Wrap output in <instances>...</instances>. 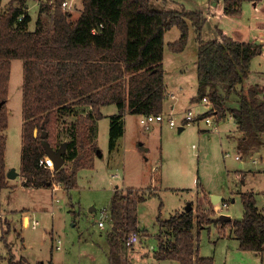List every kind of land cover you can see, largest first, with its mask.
Wrapping results in <instances>:
<instances>
[{
	"label": "trees",
	"instance_id": "obj_1",
	"mask_svg": "<svg viewBox=\"0 0 264 264\" xmlns=\"http://www.w3.org/2000/svg\"><path fill=\"white\" fill-rule=\"evenodd\" d=\"M17 1L4 10L0 0V192L9 186L7 103L13 59L23 60L24 71L23 186L53 187L63 183L66 189L72 187L78 168L91 165L97 152L95 132L97 121L103 117V106L116 104L119 110L111 116L110 150L124 135L127 113L163 111L167 96L165 34L173 26L181 31L179 39L168 44L175 52L185 49L191 25L197 33L198 93L193 102L207 95L220 117L230 112L244 132L238 144L243 151L248 150V139L264 135L263 89L259 85L244 87L252 60L264 51L263 43L240 41L225 34L221 39L204 40L202 12L157 10L150 0H82L83 9L76 20L71 19V11L63 9L64 0H56L55 5L41 9V13L53 10L52 34L43 39L38 22L36 29H28L32 17L24 12L26 1ZM244 1L224 0V13L240 14ZM86 106H91L87 113ZM71 114L78 116L76 122L61 121ZM46 144L55 150L64 149L63 157L73 161L72 167L68 169L65 163L51 171L41 165ZM148 195L150 192L133 187L114 191L108 217L109 264H128L126 237L139 229L138 205ZM240 196L244 206L241 219L222 222L206 214L198 217L194 209L164 220L158 217L166 235L164 240L160 236L156 258L179 260L182 264H214L213 257L200 255L198 229L213 222L233 226L241 249L264 253V212L257 206L255 192L244 191ZM7 264L29 263L9 248Z\"/></svg>",
	"mask_w": 264,
	"mask_h": 264
},
{
	"label": "rangeland",
	"instance_id": "obj_2",
	"mask_svg": "<svg viewBox=\"0 0 264 264\" xmlns=\"http://www.w3.org/2000/svg\"><path fill=\"white\" fill-rule=\"evenodd\" d=\"M15 1L3 0L6 7L3 9L7 10L10 4L19 3ZM25 1L24 12L32 17L28 29H36L38 22L43 28V39L48 38L52 34L53 10L48 9L41 13L45 4L37 0ZM222 1L150 0L152 8L157 10H203L205 15L209 12V2L221 4ZM69 3L70 8L66 10L71 11V19L76 20L83 9L82 0H75V3L69 0ZM248 17L253 20L252 12H247L244 21H249ZM226 23L228 28L236 25L235 19L226 20ZM217 24L221 26L214 16L205 21L202 29L204 40L214 36ZM180 35L181 31L177 26H173L165 34L164 72L166 84L181 100L179 104L176 103L175 109H164L163 106L162 111L167 114L173 112L177 126H170L165 120L160 123L164 126L161 133V130L154 131L157 123L147 129L141 122V114L130 113L126 122V136L121 139L122 145L116 154L111 155L109 131L106 130L109 128L110 116L118 109L116 105H108L105 109L107 118L98 121L100 134L96 140V153H99L97 156L93 155L91 165L78 168L72 187L66 189L64 184L56 183L60 184L56 189L32 188L22 185L20 174L12 179L14 186L6 187L0 192V264H7L9 248L17 257H27L33 264L43 261L48 264L50 260L54 261V264H109V219L106 220L104 228L99 226V221L104 218V211L109 214L114 191L117 188H127H123L126 183L150 192L147 199L138 205L141 228L137 230L140 233V242L129 247L128 264H182L179 260L156 258L152 244H157L155 237L160 235L164 240L158 217L168 219L171 215L185 210L189 202H194V211L198 217L206 214L216 219L221 213H225L232 215L234 219H241L244 214L243 202L240 194L232 193V190L243 187L244 191L254 190L258 194V206L264 205L261 193L264 191V154L263 158L261 154H254L259 160L256 164L251 162L250 153H244V163L235 158L238 153L237 144L226 138L228 133L235 130V123L230 115L226 120H220L218 130L208 128L204 120H195L189 125L185 124V129L179 131V126H183L181 123L189 109L196 114L199 109L207 108L202 100L192 102L193 96L198 93L196 30L190 26L185 49L175 52L168 44L179 39ZM12 63L7 105L10 116L6 161L8 168L19 173L22 154L24 71L22 59H13ZM71 116L74 115H66L61 121L76 122L78 116ZM145 135L152 136L150 143L144 139ZM224 149L229 150L230 155L226 156ZM65 161L70 169L73 161ZM242 168L249 174L245 185H240L241 181L235 174L236 170ZM210 192L221 193L228 201L229 207H224L221 203L223 209L217 214L216 209L220 201L215 202L216 206L213 207L208 200L211 197ZM205 194L208 196L205 197ZM198 198L206 200L200 204ZM21 210L26 213L23 215ZM212 211L216 214L213 215ZM32 218L39 221L37 227H25V221H31ZM205 226H198L201 230L200 255L213 256L214 264H264V254L240 248V242L229 224L224 226L213 222L205 223ZM52 229L56 238L59 237L62 241L60 250L53 247ZM22 235L25 238V247Z\"/></svg>",
	"mask_w": 264,
	"mask_h": 264
},
{
	"label": "crops",
	"instance_id": "obj_3",
	"mask_svg": "<svg viewBox=\"0 0 264 264\" xmlns=\"http://www.w3.org/2000/svg\"><path fill=\"white\" fill-rule=\"evenodd\" d=\"M4 7H5V5H4ZM207 7L209 9V12L207 13V15L204 14L203 10H198V11L202 12V14L204 15L205 21L207 19H211L214 16L216 19H218V23L221 25V26H219L217 24L216 30L214 31L215 34H214V36L211 39H221L222 38V35L225 34V35H229V36L233 37L236 40L247 41V42H260V43H263L264 44V0H247V1H244L242 3V6H241V13L238 14V15H233V16L226 15L224 13V0L222 1L221 4L209 2V4H207ZM248 11L252 12V15H253L254 18L252 20V18L248 17V20L249 21H244L246 19V14H247ZM234 19L236 21V25L233 26V27L228 28L227 23H226V20H234ZM256 20H257V22H256ZM224 23L226 24V26H223ZM211 39H209V40H211ZM165 55H166V51L164 49V66H165ZM12 65H13V63H12ZM197 79H198V72H197ZM166 83L167 82H166V78H165V85H166V89H167V96H166V102L164 103V109H167V107H170V109L173 110V109L176 108L175 107L176 103L179 104V102H180L181 99L176 96V94L174 93L175 92L174 90H170L169 86ZM251 85H259L263 89V91L260 93V96L261 97L264 96V51L262 52V54L256 56L252 60L251 67H250V72H249V75H248V77L246 78V80L244 82V87H249ZM9 91H10V88H9ZM197 92H198V86H197ZM195 96H193V98ZM193 98H192V102H193ZM8 101H9V99H8ZM190 102H191V99H190ZM235 103L236 102L234 101L232 104L234 105ZM7 105H8V103H7ZM109 105H116V104H109ZM107 106L108 105H105V106L102 107L103 117L101 119H99L98 121H101L102 119L107 118L108 114L105 111V109L107 108ZM117 109H118V107H117ZM90 110H91V106H86V113L89 112ZM205 110L206 109H204V110H200L199 109V111H202V112L205 111ZM118 111L119 110H117V112H115V114L118 113ZM129 115H130V113H127L125 115V117H124V119H125V132H124V135H122L121 137H119L117 139L116 146L114 147V149L110 150L111 151V155H114L113 153L116 154V151H118L120 149V146L122 145L121 139L122 138H125V136H126V133H127V126H126L127 124H126V122H127V118H128ZM137 115H139V114H137ZM228 115H230L231 119H233V121L235 123V130L233 132H231V133H228L226 135V138L229 141H231V142H234V141L236 142L237 148H238V153L236 155H240L241 159H237L236 156H235V158L237 160H239V161H242L244 163L245 162V159L243 160V158H242L243 155H244V153H250L251 154V157H250L251 162L252 163H255V164L258 163L259 160H258V158H256L257 156H254V154H257V155L258 154H261V157L263 158L262 155L264 154V135H256L254 137H251V139H248V141H246V143L248 144L247 145L248 150H246V151L244 150L243 151L242 149L239 148L238 144H239V141H240L239 139H241L244 136V132L240 130L238 122L232 116V114L230 112H227L224 116H221V119L226 120V117ZM74 116H71V117L73 118ZM111 116H110V121H111ZM98 121H97V126H96L97 127V131L95 132L96 140L98 139L99 134H100V132H99V129H100L99 126L100 125H99V122ZM189 124L190 123H188L186 125H189ZM22 125H23V119H22ZM153 125H152V127H153ZM185 127H186L185 125L182 126V129L179 127V131L181 132L182 130L185 129ZM151 128H149V129H151ZM154 128H155L154 131H159L160 132V130H161V133H162V131L164 129V126H162V124H160V123L159 124L157 123V126L155 125ZM109 129H110V122H109V128H108V130H106V132L109 131ZM236 131H237V133H236ZM21 137H22V133H21ZM144 139L146 141H148V143H150V141L152 139V136L147 137L145 135L144 136ZM7 141H8V139H7ZM96 143L98 145V142H96ZM148 147H149V145L147 146V148ZM6 153H7V147H6ZM98 153H99V151H98ZM98 153H95L96 154L95 156H97ZM223 153L226 156L230 155V151L227 150V149H224ZM21 158H22V154H21ZM260 160H261V158H260ZM263 162H264V158H263ZM65 163H66V161H65ZM20 169H21V167H20ZM6 170H7V172L9 170H11V168H8V166H7V161H6ZM19 174H20V171H19V173L17 172L16 177L10 178V177L7 176L8 177V180H9V186L8 187L14 186L11 183V180L17 178V176ZM235 174L237 175V177L241 181V184L240 185H242V184L245 185L246 178L249 175L248 174V171L245 168H242V170H239V169L236 170L235 171ZM60 184H63V183H60ZM128 186L129 187H133V188H141V187L135 186L134 184H128V183H126V185L123 188L128 187ZM26 187L42 188V187H35V186H26ZM53 188L56 189L55 184H54ZM141 189L145 190L144 188H141ZM245 191H253V192H255L254 190H245ZM241 192H244L243 187H241L240 189H236V190L233 189L232 190V193H239V194H241ZM261 193H262V196L264 197V191H261ZM213 194L220 195L223 198L222 201H220V203L218 205H220L221 203H224V202H227L228 203V201L225 200L224 196L221 193H211V197H209L208 200H210L209 202L211 203V205H213V207L215 205V202L212 200V195ZM255 194H256V192H255ZM206 196H208V195L205 194V197ZM256 197H257V206H258V194H256ZM203 200H206V198H204V199L198 198L197 199V201H199V202L201 201L200 204L201 203L203 204V202H202ZM233 200H235V198ZM193 203H194L193 201L192 202H189L188 205H187V207L189 206V204H191L192 205V209H194ZM258 208H259L260 211L264 212V205L262 207H259L258 206ZM24 211L25 210H21L22 214L23 213L24 214L26 213ZM183 211H187V209H185ZM230 216H231V220H235L232 215H230ZM24 224H25V227H30L31 226L30 223L28 224L27 221H25ZM202 227H206V226L203 225ZM230 227H231L230 229L233 231L234 230V227L233 226H230ZM101 228H104V227H101ZM140 228H141V225H140V222H139V229ZM160 231L161 232H164V229H162L161 226H160ZM200 232H201V230H200ZM52 233H54V234H52L53 235L52 237H53V240H54L53 247H55V248H57V249L60 250L62 241H61V239L59 237L56 238V234H55V232H54L53 229H52ZM233 233H234V231H233ZM164 235H166L165 232H164ZM160 236L155 237L157 239V244L156 243H153L152 244L154 246V251L157 250V246H158V243H159L160 238H161ZM21 237H22V240H23V247H25V238H24L23 235ZM58 246H60V247L58 248ZM141 250H143V249H141ZM108 253H109V251H108ZM261 254H264V253H261ZM211 257H213V256H211ZM25 258L27 259V261H28L29 264H33L29 260V258H27V257H25ZM38 264H46V263H45V261H43V262L38 263ZM48 264H50V263L48 262ZM52 264H54V261H52Z\"/></svg>",
	"mask_w": 264,
	"mask_h": 264
},
{
	"label": "built area",
	"instance_id": "obj_4",
	"mask_svg": "<svg viewBox=\"0 0 264 264\" xmlns=\"http://www.w3.org/2000/svg\"><path fill=\"white\" fill-rule=\"evenodd\" d=\"M70 1H72V3H75V0H70ZM37 2H42L45 5H55L56 0H37ZM62 6L65 10L70 8L69 0H64L62 3ZM24 16H25V13H23L20 16V19H23ZM201 100L204 103V105L207 106L206 111H203V112L202 111H198V112L195 111L196 112V114H195L192 109H189L187 111L181 125L188 124L191 121H195V120H197V121L204 120V122L208 126V128L218 130L220 128L219 123H220L221 117L215 112V106H214L213 102L210 100V98L207 95L204 96ZM165 120L168 121L170 126H177V122L174 118L173 112H171L170 114H167L164 112L146 113V114H142V118H141L142 123L148 129L151 128L153 124L161 123ZM236 158L241 159L240 155H236ZM40 164L48 167L51 171H55L54 162L47 154H46V156H44L43 158L40 159ZM22 181H23V179H22ZM55 186H56V188H58L60 186V184L59 185L55 184ZM223 206L228 207L229 204L227 202H224ZM223 206L219 205L217 207V209H216L217 214L221 213ZM104 215H105L104 218L100 219V221H99L100 227H105L106 220L109 217V214L107 211H104ZM29 223L33 227H37V225L39 224V221L32 218L31 221H28V224ZM139 242H140V233L138 230L131 231L128 234V236L126 237V245L128 247L134 246ZM59 247L60 246H58V248Z\"/></svg>",
	"mask_w": 264,
	"mask_h": 264
},
{
	"label": "water",
	"instance_id": "obj_5",
	"mask_svg": "<svg viewBox=\"0 0 264 264\" xmlns=\"http://www.w3.org/2000/svg\"><path fill=\"white\" fill-rule=\"evenodd\" d=\"M2 106V103H0V107ZM180 128L182 129V126H180ZM45 149H46V154L53 160L54 162V167L55 170L59 169L60 167H62L65 163V158L63 157V153H64V149H60V150H55L54 148H52L49 144L45 145ZM17 172L15 171V169H11L7 172V176L10 178L16 177ZM222 196L217 195V194H213L212 195V200L214 202L222 201ZM187 211L192 209V205L189 204V206L186 208ZM219 219L222 222H226L231 220V216L229 214H225V213H221L219 215Z\"/></svg>",
	"mask_w": 264,
	"mask_h": 264
}]
</instances>
